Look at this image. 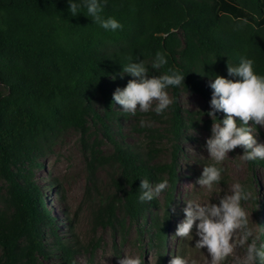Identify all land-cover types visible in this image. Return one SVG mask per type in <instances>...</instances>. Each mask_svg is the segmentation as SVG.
Listing matches in <instances>:
<instances>
[{"label": "trees", "instance_id": "16d2710c", "mask_svg": "<svg viewBox=\"0 0 264 264\" xmlns=\"http://www.w3.org/2000/svg\"><path fill=\"white\" fill-rule=\"evenodd\" d=\"M102 4L101 14L118 19L122 29L105 31L83 7L71 15L69 0H0V264H42L50 253L63 264H75L72 241L59 239L54 231V245L46 250L43 225L51 226L52 219L32 172L58 132L73 128L84 134L92 122L103 126L113 145L106 161L120 170L124 211L132 219L148 220L149 246L156 264H165L177 167L172 161L154 160L147 148L111 137L108 123L118 120L119 113L113 92L126 86L124 77L133 79L120 75L122 65L129 56L152 65L155 54L162 52L168 64L156 69L159 74L169 68L185 73V85L170 87L174 103L169 122L175 140L185 125L177 104L180 88L209 99L210 80L216 74L228 77L227 64L234 66L241 57L253 59L254 70L264 75V0ZM98 98L101 114L94 106ZM102 157L91 153L88 166L101 164ZM145 177L153 184L169 181L161 203L158 197L139 201ZM113 210L112 202L100 200L97 215L108 212L104 222L112 224Z\"/></svg>", "mask_w": 264, "mask_h": 264}, {"label": "rangeland", "instance_id": "374dc122", "mask_svg": "<svg viewBox=\"0 0 264 264\" xmlns=\"http://www.w3.org/2000/svg\"><path fill=\"white\" fill-rule=\"evenodd\" d=\"M181 37L179 30H176ZM150 73L160 75L151 68L150 62L145 63ZM130 80V77H124ZM0 84V90H2ZM172 96L171 89H168ZM209 99L198 92L180 88L177 104L181 109L184 127L178 139L171 134L169 118L171 106L163 115L137 112L130 115L121 111V106L114 105L119 112L118 120L108 123V130L113 139L120 143L138 144L155 154L154 160L168 163L172 161L177 167V176L173 188V205L170 217L166 246L164 250L165 264H169L175 255L186 259L196 258L199 264H206L210 259L206 248L198 252L193 246V240L174 235L177 225L184 219L183 212L186 200L202 199L207 190L200 189L197 178L205 164L212 161L203 145L211 136L212 118L207 114L210 108ZM97 111L102 113V101L94 102ZM218 119L224 113L218 112ZM145 120L150 126H140ZM251 123V121L249 122ZM259 139L264 141V127L258 126ZM172 150H176L175 156ZM113 152V145L104 136V128L99 122L89 124L87 131L81 134L70 128L58 132L49 149L39 158V167L32 172V179L41 191L48 216L52 225L44 224L45 245L50 252L55 241L54 231L61 240H70L75 246V264H119L124 255L141 257L143 264H156V254L149 246L150 230L148 220L132 219L122 207V194L118 189L121 184V174L118 166L107 162V156ZM91 153L102 155L101 164L89 160ZM242 149L229 152V157L223 162L225 171L223 180L213 190L215 195H222L237 181L246 184L253 192L254 199L244 206L249 212L250 225L261 233L264 241V160L241 162L239 155ZM163 193L158 197L160 202ZM112 202L114 207L112 224L105 223L109 216L97 215L99 201ZM215 202V201H214ZM194 233V230H193ZM237 254H242L237 250ZM42 264H63L59 256L51 253L42 260ZM227 264H234L229 258Z\"/></svg>", "mask_w": 264, "mask_h": 264}, {"label": "clouds", "instance_id": "9594fccd", "mask_svg": "<svg viewBox=\"0 0 264 264\" xmlns=\"http://www.w3.org/2000/svg\"><path fill=\"white\" fill-rule=\"evenodd\" d=\"M81 7L86 8L87 16L105 31L116 32L123 28L115 17L101 14L102 0H69L71 15L81 13ZM166 64V55L157 52L151 68L160 69ZM254 64L253 59L241 57L238 64H227L228 77L216 74L209 84L212 94L207 114L213 124L211 136L203 147L212 162L203 166L196 180L200 189L207 190V195L202 199L186 200L183 209L185 217L174 233L176 237L189 241L193 240V235L198 237L193 247L198 252L206 248L210 258L206 264H227L229 258L234 260V264H264V241L261 240V233L250 225L249 212L244 206L255 198L252 190L237 181L222 195L213 193L223 180V162L237 146L242 149L239 155L241 162L264 160V141L259 139L258 128L264 127V75L254 70ZM124 73L130 74L133 79L123 88H116L112 103L120 105L121 111L130 115L150 111L163 115L174 103L168 89L185 85V73L182 71L169 68L163 74L153 75L143 60L131 56L122 65L120 75ZM218 112L224 113L222 119L217 118ZM140 126H150V123L142 119ZM168 186L167 179L153 184L146 177L142 178L138 199L140 202L152 201ZM237 250H241L242 254H237ZM119 264H143V261L139 256L124 255ZM169 264L199 262L196 258L189 260L175 255Z\"/></svg>", "mask_w": 264, "mask_h": 264}]
</instances>
